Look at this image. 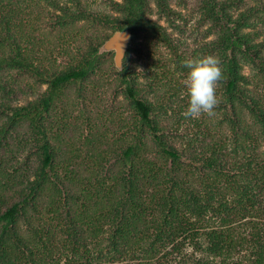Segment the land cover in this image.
I'll list each match as a JSON object with an SVG mask.
<instances>
[{
  "label": "trees",
  "instance_id": "trees-1",
  "mask_svg": "<svg viewBox=\"0 0 264 264\" xmlns=\"http://www.w3.org/2000/svg\"><path fill=\"white\" fill-rule=\"evenodd\" d=\"M45 1L54 11L42 0H0V150L25 123L42 137L22 190L10 193L2 181L11 180L0 151V264H264V0L240 12L241 0H202L204 39L215 37L196 49L220 60L222 118L214 127L212 117L188 121L183 149L150 100L159 88L180 97L183 62L196 53L176 35L187 21L172 0H110L104 10L89 0ZM46 18L55 36L44 34ZM124 30L133 43L119 71L114 53L99 48ZM132 54L150 76L162 75L144 85ZM106 69L114 75L107 85L128 105L118 113L127 116L122 145L95 150L85 168L66 165L61 175L45 119L72 86L105 80ZM11 72L47 89L29 86L34 99L14 106L26 90L10 87Z\"/></svg>",
  "mask_w": 264,
  "mask_h": 264
},
{
  "label": "rangeland",
  "instance_id": "rangeland-1",
  "mask_svg": "<svg viewBox=\"0 0 264 264\" xmlns=\"http://www.w3.org/2000/svg\"><path fill=\"white\" fill-rule=\"evenodd\" d=\"M89 1H95L102 10L105 8L107 9L110 2V0ZM258 1L260 0H241V3H237V7L234 10L238 9V12L243 11L249 6L257 4ZM42 4L48 10L54 11L51 5L45 0H42ZM201 4H204L202 0L171 1L173 9L181 12L185 17V20H182L181 23L187 21L186 33L184 32V34L181 35L177 32L176 35L187 41V45H190L191 51L196 50V53L193 54L195 57L202 55L200 50L196 48L200 46L203 47L205 42H210L215 37L214 35H210V37L204 39L208 34L210 25L201 22L203 14V6ZM45 22L50 23L47 26V31L44 33L47 34L50 32V27H55V25L53 21L50 22L48 18H46ZM160 24L163 26L168 25L163 21L160 22ZM170 30L172 31V29ZM49 36H55V33L52 35L49 34ZM158 58L159 57L156 59ZM131 59L133 61L135 60L133 66L141 73V81L144 85L152 82L157 75H162L161 71L155 69L153 75L150 76L152 73L151 66L146 64L144 59H140L135 54L131 55ZM65 60L66 59L61 60V62L65 63ZM105 71L109 74L108 77H105V80L94 79L83 84L72 86L67 99L64 102L57 101L51 113L45 119L44 126L47 129V138L58 154L55 166L58 171L60 170L59 172L61 175H65L66 170L63 169L66 165L75 169L80 168V170L85 168V165L89 164L86 157L90 153L95 152V150H101L102 152V150L108 147L115 145L118 149L122 145L121 136L125 130L123 128V118L127 116L125 115L122 117L118 113L120 112L122 114L125 112L124 109H126L128 105L125 99L116 93L114 87L107 85L106 80L113 82L114 75L109 69ZM172 71L176 72L177 68L174 66ZM244 73L248 75L251 73V70L246 68ZM28 77V75H20L17 72H11L7 77V81H9L11 88H15L14 84H17L20 86L22 85L26 90V92L22 90L18 92L20 96L17 98V101L14 102V106H26L34 99V95L29 86L38 91H45L47 89L46 85L40 87L37 82L30 80ZM185 77L186 76L182 77V82ZM159 90H161L159 93L150 95V100L157 111L156 113L158 114L160 125L170 133L173 144H175L178 149H183L186 140H188V136L193 135V133L189 134L187 131L188 128L186 127H192L191 123L188 122L191 119L185 120L181 114L187 106L185 90L184 88L180 90V97L172 101L171 98L167 96V98L163 97L162 88H159ZM215 111L216 115L212 117L215 120L211 124L213 127L217 120H221L222 118L219 116L218 106ZM1 113L0 110V117L5 116ZM203 117L196 120L202 121L201 119ZM4 124L5 123L0 119V127ZM178 125H180L182 129L177 133L176 129ZM189 137L191 138V136ZM41 138L42 137L32 131L28 123H25L20 129L13 130L11 135L5 140V143L3 142L5 146L7 144L9 145L7 148L2 147L0 151L1 154L5 156V160L8 164V174L6 177L11 181L9 183L3 179L2 181L7 183L10 193L24 189L27 185V180L33 178V170L39 165L38 147L41 145ZM15 154L16 160L13 161L12 158Z\"/></svg>",
  "mask_w": 264,
  "mask_h": 264
},
{
  "label": "clouds",
  "instance_id": "clouds-1",
  "mask_svg": "<svg viewBox=\"0 0 264 264\" xmlns=\"http://www.w3.org/2000/svg\"><path fill=\"white\" fill-rule=\"evenodd\" d=\"M183 66L188 72L183 81L187 106L182 116L186 120L215 116L219 104L217 85L223 79L219 58L214 55L193 57L186 59Z\"/></svg>",
  "mask_w": 264,
  "mask_h": 264
},
{
  "label": "water",
  "instance_id": "water-1",
  "mask_svg": "<svg viewBox=\"0 0 264 264\" xmlns=\"http://www.w3.org/2000/svg\"><path fill=\"white\" fill-rule=\"evenodd\" d=\"M133 43V36L129 30L114 33L99 49V54L115 53V65L123 71L124 60Z\"/></svg>",
  "mask_w": 264,
  "mask_h": 264
}]
</instances>
